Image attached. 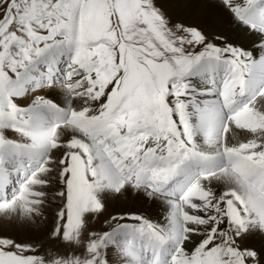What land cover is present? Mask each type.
<instances>
[{
    "label": "snow or ice",
    "instance_id": "obj_1",
    "mask_svg": "<svg viewBox=\"0 0 264 264\" xmlns=\"http://www.w3.org/2000/svg\"><path fill=\"white\" fill-rule=\"evenodd\" d=\"M0 264H264V0H0Z\"/></svg>",
    "mask_w": 264,
    "mask_h": 264
}]
</instances>
